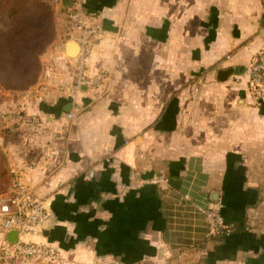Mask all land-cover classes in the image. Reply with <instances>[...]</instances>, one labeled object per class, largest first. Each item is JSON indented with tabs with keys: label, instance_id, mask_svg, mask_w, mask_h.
Here are the masks:
<instances>
[{
	"label": "crops",
	"instance_id": "1",
	"mask_svg": "<svg viewBox=\"0 0 264 264\" xmlns=\"http://www.w3.org/2000/svg\"><path fill=\"white\" fill-rule=\"evenodd\" d=\"M80 1L99 85L68 101L65 20L36 84L0 100V153L49 214L26 241L56 264H264V103L242 76L264 46L258 1ZM218 206L225 236L205 241Z\"/></svg>",
	"mask_w": 264,
	"mask_h": 264
},
{
	"label": "built area",
	"instance_id": "2",
	"mask_svg": "<svg viewBox=\"0 0 264 264\" xmlns=\"http://www.w3.org/2000/svg\"><path fill=\"white\" fill-rule=\"evenodd\" d=\"M48 1L54 9L63 14L67 21L70 34H66L65 40H72L78 46L73 81L66 95L71 103L74 102L81 87H95L101 81L99 76L91 78L85 74L86 60L92 52L93 40L101 32V27L91 23L92 16L84 11L80 0H71L70 8H63L61 0ZM257 1L264 16V0ZM74 33L77 36L73 35ZM242 76L246 79L251 96L257 102L264 103V46L250 60ZM197 82L200 83L199 80ZM66 118L72 120L73 114L67 112ZM7 173V186L0 193V230L4 237L12 230L17 236L13 244L3 239L0 247V264H56L59 253L55 247L48 243L26 241L27 236L40 231L49 219L44 201L34 195L21 168L9 166ZM85 176L92 178L93 173L88 171ZM202 214L206 229L210 233L224 228L220 206L204 210Z\"/></svg>",
	"mask_w": 264,
	"mask_h": 264
},
{
	"label": "trees",
	"instance_id": "3",
	"mask_svg": "<svg viewBox=\"0 0 264 264\" xmlns=\"http://www.w3.org/2000/svg\"><path fill=\"white\" fill-rule=\"evenodd\" d=\"M43 1L0 0V81L13 91L23 93L36 84L40 57L54 41L53 14ZM225 233L221 228L205 241Z\"/></svg>",
	"mask_w": 264,
	"mask_h": 264
},
{
	"label": "rangeland",
	"instance_id": "4",
	"mask_svg": "<svg viewBox=\"0 0 264 264\" xmlns=\"http://www.w3.org/2000/svg\"><path fill=\"white\" fill-rule=\"evenodd\" d=\"M43 3L49 8V10H51V12L53 14L54 31H55V38H54V41L52 42V44H53L55 41L61 40V38H62L61 36L65 31L66 22H65V18L63 16V14L58 12L53 7H50L48 3L44 2V1H43ZM51 45L49 47H51ZM49 47L47 48V50L49 49ZM1 82L2 81H0V100L6 99L8 101H11L17 97H20L21 94L27 93L29 91L28 90V91L23 92V93L13 91L10 87H7L5 85V83H1ZM7 172H8V165H7L6 159L0 153V193L5 189V187L7 186V183H8V173Z\"/></svg>",
	"mask_w": 264,
	"mask_h": 264
},
{
	"label": "water",
	"instance_id": "5",
	"mask_svg": "<svg viewBox=\"0 0 264 264\" xmlns=\"http://www.w3.org/2000/svg\"><path fill=\"white\" fill-rule=\"evenodd\" d=\"M61 5L63 8H70L72 6V1L71 0H61ZM78 53V46L75 42L67 40L66 41V54L68 58H75V56ZM231 74V70H223L220 71L217 75V81L218 82H223L227 79V77ZM70 108V104L68 103L65 111L68 112ZM16 232L14 230L9 231L5 235V240L6 242L13 244L16 241Z\"/></svg>",
	"mask_w": 264,
	"mask_h": 264
}]
</instances>
